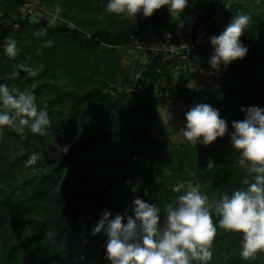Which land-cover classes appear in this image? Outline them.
Listing matches in <instances>:
<instances>
[{"label": "trees", "instance_id": "trees-1", "mask_svg": "<svg viewBox=\"0 0 264 264\" xmlns=\"http://www.w3.org/2000/svg\"><path fill=\"white\" fill-rule=\"evenodd\" d=\"M107 2L84 1L88 12L94 13L92 22L105 9ZM23 4L24 0H0V84L19 92L34 93L38 110L46 105L51 124L49 134L45 136L33 134L27 128L22 136L8 126L0 127V264H110L105 257L103 230L93 235V229L105 210L111 213V217L118 213L123 215L126 222L128 216H134L133 200L140 198L160 209V225L163 227L167 205L174 203L185 191L177 192L175 186L185 178L183 165L190 164L185 159L188 148H175L150 135V126L156 119L155 93L159 89L156 82L168 74V66L178 57L164 58L161 51L149 57L141 70L143 78L148 80L145 93L119 109L128 113L123 117L119 113H110L118 101L101 95L100 89L79 92L84 72L66 64L58 70L62 63L58 62L57 51L52 48L39 53L36 45L43 35L61 40L67 44L65 51L69 47L72 54L80 55L93 53L101 42L110 46L129 44L147 28L148 23L157 27L166 24L169 8L162 6L148 17L107 12L111 26L94 27L86 36L78 27L67 23L49 26L44 18L30 20L18 10V5ZM217 4H221L220 7ZM188 5L195 14L192 36L195 40L199 25L210 28L218 16L236 4L226 7L225 0H188ZM263 14L264 0H261L258 9L252 12L250 27L244 28L240 37L251 34L256 17ZM38 31H42L39 36L34 34ZM7 37L17 43L15 58L4 52L3 43ZM199 50L200 46L196 44L187 53L191 56ZM83 60L86 62V58ZM20 63L31 68L43 66L42 71L29 77L16 67ZM16 72L18 76L13 75ZM63 76H68L77 88L59 85L56 79ZM33 79L36 82L30 86ZM219 85L223 90L221 103L230 113L219 111L220 117L228 121L227 132L223 137H217L213 146L218 148L217 142L221 139L223 147L229 148L225 151L231 160L225 167L216 163L212 169H207L208 160L215 163L212 155L208 158L212 154V145L208 144L206 157L196 154V160L202 158V165L191 174L201 184V190L206 192L210 202L246 187L243 184L246 169L238 164L240 153L233 149L230 134L234 131L232 122L245 118L241 107L247 108V103L239 102L237 94L231 90V83L221 81ZM163 86L177 88L172 80ZM261 87L264 91V81ZM99 97L103 104L89 106L88 102ZM263 101L264 97L258 96L250 103L264 108ZM84 107L89 112L84 133L59 142L67 121H75ZM4 111L6 109L0 102V113ZM64 147L67 152L61 150ZM34 154L40 158L28 163V170H24L28 158ZM247 178L252 179L251 176ZM60 207L65 208L54 212ZM218 220L213 212V222L218 225ZM241 244L240 233H217L211 249L212 259L199 264H264V253L261 252L254 258L243 259Z\"/></svg>", "mask_w": 264, "mask_h": 264}, {"label": "clouds", "instance_id": "clouds-1", "mask_svg": "<svg viewBox=\"0 0 264 264\" xmlns=\"http://www.w3.org/2000/svg\"><path fill=\"white\" fill-rule=\"evenodd\" d=\"M187 4L188 0H108L105 11L128 17L142 12L148 17L166 5L171 13L178 14ZM62 10L60 5L55 6L49 26L55 25ZM249 20L248 15L239 14L218 36L209 38L213 46L208 61L211 68L219 70L221 64L227 67L247 54L248 49L241 43L240 36ZM34 34L39 36L42 31ZM3 48L8 57L17 56V43L12 37L5 38ZM16 67L29 77H35L43 66L31 68L20 63ZM0 102L6 109L0 113V127L8 126L22 136L26 128L40 136L49 134L51 122L46 105L38 110L34 93L19 92L0 84ZM241 111L245 118L232 122L234 131L230 136L233 149L240 153L238 164L246 169L243 180L246 187L210 202L199 186L188 185L174 203L167 205L163 227L160 225V209L140 198L133 200L134 216H128L126 222L123 215L118 213L111 217V213L105 210L93 229V235L103 230L105 257L110 264H193L194 261L199 264L210 261L217 227L242 234L243 259L254 258L258 252L264 253V108L242 106ZM185 119L182 135L193 145H208L227 132L226 120L209 104L193 105L185 113ZM61 150L67 152V147ZM39 158L34 154L32 160L35 162ZM213 167L214 163L209 160L207 169ZM184 187L181 182L175 190L179 192ZM213 212L219 217L218 225L213 222Z\"/></svg>", "mask_w": 264, "mask_h": 264}, {"label": "rangeland", "instance_id": "rangeland-1", "mask_svg": "<svg viewBox=\"0 0 264 264\" xmlns=\"http://www.w3.org/2000/svg\"><path fill=\"white\" fill-rule=\"evenodd\" d=\"M84 1L24 0L23 5H18V10L32 21L44 18L49 23L50 14L54 12L56 5H60L63 10L55 24L67 23L72 27H78L86 36L94 27L111 26L109 22L111 17L105 9H102L101 14H97L98 18L92 22L91 16L94 13L88 12ZM225 1L226 7L232 3L236 5L227 13L218 16L210 28L205 29L199 25L193 44L194 46L198 44L200 50L191 56L185 48H182L186 44L185 41H189L194 34L195 14L190 10L188 4L178 14L170 12L166 19L167 23L164 25L157 27L148 23L147 28L129 44L110 46L101 42L96 45L93 53L74 55L69 47L65 51L66 43L54 38H45L42 35L37 41L36 51L39 53L48 52V49L52 48L53 51H57L58 62L62 63L57 67L58 70L61 69V65L66 64L67 67H75L85 73L81 80L82 85L78 88L79 92L83 93L95 88L100 89L101 95L111 99L115 98L118 101V105L112 108L110 113H119L123 117L128 116V113L126 111L120 112L119 109L127 102H134L141 98L145 93V85L148 80L143 78L141 70L149 57L157 51H161L164 58L176 55L178 60L168 66V74L156 82L157 88L159 87L157 91L155 90L157 99L156 119L150 126V135L175 148H183L184 146L188 148L189 153L185 159L186 161L189 160L190 164H184L182 167L184 168V170L182 169L183 173L186 172L183 174L185 178L182 181L185 187L180 190H186L188 185H193L199 186L201 193L206 194L201 190V184L196 182L191 174L202 165L200 164L202 158L196 160V154L206 157L205 147L207 146L201 143L193 145L183 137L182 128L186 126L185 113L193 105L209 104L228 115L230 111L221 103L223 95V90L219 85L221 81L231 83V90L235 95L237 94L240 103H247V107L251 106L250 102L253 101L254 97H264V91H261V84L264 81V14L256 17L251 34L247 33L245 38L240 37L241 43L248 49L247 54L242 59L232 61L227 67L221 64L219 70L211 68L208 63L213 54V46L209 38L218 36L232 18L239 14L248 15L250 17L249 22L252 21V12L256 11L261 4V0ZM136 15L142 16L143 14L140 12ZM101 16L103 19H100ZM248 26L249 23L245 29L250 27ZM177 45L179 48H175ZM68 54L73 56H67ZM83 58H86V62ZM56 80L63 87L77 88L68 76ZM168 80H172L177 88L164 87L163 85L167 84ZM35 82L33 79L29 85L32 86ZM183 92L186 94L185 96L182 94ZM88 103L89 106H94L98 103L103 104V100L99 97ZM261 104L264 105V101ZM85 112H88L87 107L81 109V113L75 121H67L65 133L58 139L59 142L66 141L71 137H78L84 133L85 122L89 115V112L87 115ZM225 120L228 122L227 119ZM213 144L214 142L209 144L210 147L212 145V154L208 155V158L212 155V158H215L213 160L215 165L217 163L225 167L231 160L230 154L225 151L229 148L223 147L221 139L217 142L218 148ZM220 152L223 153L218 154ZM32 157L28 158L24 170H28L27 164L32 163ZM93 161L92 163L95 165V159ZM23 175L24 172L20 174L21 178ZM179 185L177 184L175 189ZM64 208H57L54 212H60ZM224 231L226 230L217 227L218 234H222Z\"/></svg>", "mask_w": 264, "mask_h": 264}, {"label": "built area", "instance_id": "built-area-1", "mask_svg": "<svg viewBox=\"0 0 264 264\" xmlns=\"http://www.w3.org/2000/svg\"><path fill=\"white\" fill-rule=\"evenodd\" d=\"M225 2H226V1H225ZM220 5H221V4H217L218 7H220ZM193 40H194L193 38H190L189 41H188V40L185 41L186 44L183 45L184 47H182V48H185V50H187L186 52L190 51V50L193 48V46H194V44H193ZM195 40H196V39H195ZM190 46H192V47H190ZM175 48H179V45H177ZM166 94H168V93H166Z\"/></svg>", "mask_w": 264, "mask_h": 264}]
</instances>
